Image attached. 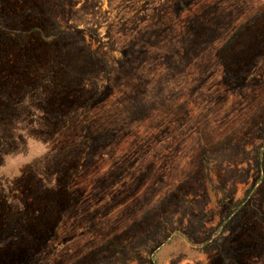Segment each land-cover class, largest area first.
I'll list each match as a JSON object with an SVG mask.
<instances>
[{"label": "rangeland", "instance_id": "1", "mask_svg": "<svg viewBox=\"0 0 264 264\" xmlns=\"http://www.w3.org/2000/svg\"><path fill=\"white\" fill-rule=\"evenodd\" d=\"M0 264H264V0H0Z\"/></svg>", "mask_w": 264, "mask_h": 264}]
</instances>
